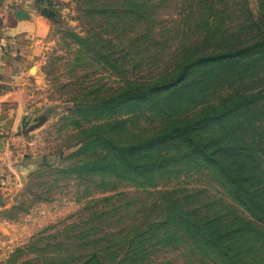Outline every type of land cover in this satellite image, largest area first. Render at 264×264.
<instances>
[{
    "label": "rangeland",
    "instance_id": "obj_1",
    "mask_svg": "<svg viewBox=\"0 0 264 264\" xmlns=\"http://www.w3.org/2000/svg\"><path fill=\"white\" fill-rule=\"evenodd\" d=\"M7 9L16 27L0 22V264H88L94 255L118 264L111 238L164 221L165 203L233 205L179 142L155 161L189 162L152 172L151 186L105 173L116 163L111 145L216 113L220 124L201 135L264 170V0H12ZM139 85L150 87L146 99L113 102ZM156 257L217 264L182 248Z\"/></svg>",
    "mask_w": 264,
    "mask_h": 264
},
{
    "label": "trees",
    "instance_id": "obj_2",
    "mask_svg": "<svg viewBox=\"0 0 264 264\" xmlns=\"http://www.w3.org/2000/svg\"><path fill=\"white\" fill-rule=\"evenodd\" d=\"M205 56V60H209L207 62H215L226 55ZM149 89L140 85L129 86L124 94L112 100L114 103L122 100L130 107L146 99ZM220 122V115L216 113L204 115L186 125H175L142 144L117 149L112 145L109 147L107 153L113 156L116 163L108 167L105 173L113 176L120 172L118 175L127 181L138 178L146 180V185L151 186L148 178L152 172L164 170L160 167H176L181 162H189L184 157L179 160L178 156L170 157L166 162L169 155L159 156L158 161H155L159 148L179 142L186 147L191 159L202 162L216 175L233 203L211 204L201 208L198 207L200 203H195L193 209L191 205H183L186 202L181 199L169 205L165 203L162 211L168 216L164 221L136 222L132 227L125 225L128 230L116 238L118 245L115 237L111 238L115 244V256L119 255L117 251L123 253L118 264H160L154 261L156 254L168 250L174 252L180 248L197 259L211 258L217 264H264L263 161L253 157L233 159L227 155L228 149H213L215 142L212 133H201ZM99 137H94L96 140L93 145L102 144ZM219 212L228 213L224 218L212 216ZM92 262L100 263L98 255H94L88 264Z\"/></svg>",
    "mask_w": 264,
    "mask_h": 264
},
{
    "label": "crops",
    "instance_id": "obj_3",
    "mask_svg": "<svg viewBox=\"0 0 264 264\" xmlns=\"http://www.w3.org/2000/svg\"><path fill=\"white\" fill-rule=\"evenodd\" d=\"M10 1H12V0H6L5 1V4L3 5V6H0V22L1 21H3V22H7V25L10 27V28H13V29H15V27H16V23H15V17H14V14H10V12H9V8L7 9V5L9 4V2ZM19 27V31L21 30V29H25L26 30V28L28 27L27 25H26V28L24 27L25 26V24H23V23H21V24H17ZM3 143H4V141H3Z\"/></svg>",
    "mask_w": 264,
    "mask_h": 264
},
{
    "label": "water",
    "instance_id": "obj_4",
    "mask_svg": "<svg viewBox=\"0 0 264 264\" xmlns=\"http://www.w3.org/2000/svg\"><path fill=\"white\" fill-rule=\"evenodd\" d=\"M43 14L46 15L47 17H49V18L53 16V14L51 12L47 11V10H44Z\"/></svg>",
    "mask_w": 264,
    "mask_h": 264
}]
</instances>
